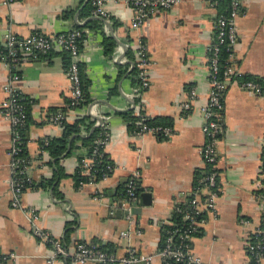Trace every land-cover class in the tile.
Masks as SVG:
<instances>
[{
  "label": "crops",
  "instance_id": "1",
  "mask_svg": "<svg viewBox=\"0 0 264 264\" xmlns=\"http://www.w3.org/2000/svg\"><path fill=\"white\" fill-rule=\"evenodd\" d=\"M239 1L237 66L242 75L264 81V0ZM4 2L0 0L1 32L10 30L24 38L35 32L83 30L81 74L89 95L84 105L71 108L65 52L56 48L39 59L23 61L18 88L28 101L25 150L31 183L21 197L25 209L14 208L9 185L12 127L1 113L10 69L0 62V253L16 255L4 264H49L53 246L34 236L28 208L39 213L37 225L66 247L67 255L55 264H82L72 261L79 242L97 244L117 258L134 248L152 255L151 264H163L158 255L163 227L174 223L176 208L190 200L196 179L206 174L203 108L211 91L209 57L216 10L209 0H182L137 30L130 25L134 11L124 2L109 3L108 18L95 16L90 0ZM104 37L115 43L112 54L105 52ZM138 39L147 42L151 64L150 86L137 94L138 75L132 70L137 68ZM228 83L220 112V197L209 209L205 191L199 196L203 217L193 249L201 264H251L248 244L263 220L264 97L242 90L236 81ZM187 102L190 108L183 107ZM138 107L146 119L161 118L171 135L136 132ZM129 110L136 117L133 126L122 115ZM60 112L65 115L63 123L91 116L95 127L97 121L107 127L105 154L115 165L108 180L82 173L88 148L81 141L71 151L70 143L60 158L44 149L45 140L64 134L63 123L51 120ZM134 170L141 172V194L149 197L140 196V210L129 218L124 189ZM125 231L129 237L121 236Z\"/></svg>",
  "mask_w": 264,
  "mask_h": 264
},
{
  "label": "built area",
  "instance_id": "2",
  "mask_svg": "<svg viewBox=\"0 0 264 264\" xmlns=\"http://www.w3.org/2000/svg\"><path fill=\"white\" fill-rule=\"evenodd\" d=\"M16 0H5L6 5H11ZM222 0H209L210 5L217 10ZM92 12L95 16L108 18L109 3L124 2L132 7L134 15L131 21L132 29H142L150 18L161 10H169L181 4L182 0H90ZM228 14H218L216 19V36L211 48L209 65L211 69V91L207 105L203 108L205 113V123L203 132L207 138L202 155L206 167V174L196 179V185L193 188V194L190 200L181 207H177V212L184 213L186 226L168 230L164 238L158 255L163 264L183 263V264H201L202 260L197 256L193 249V240L200 231V218L203 213V201L200 193L205 191V203L209 209H214L218 198L220 197L221 187L219 185V167H218V144L221 134L220 112L223 109V99L228 88V82L236 81L239 88L252 94L264 97V82L259 80H243L237 61L235 58L234 47L237 43L236 19L240 13V1L231 0ZM85 34L82 29L61 32L55 35H46L35 32L27 37L21 38L10 30H0V62H3L10 69L7 82L4 84L5 98L1 102V113L12 127V143L10 148L11 171L12 175L9 185L12 190V206L14 208L25 209L21 203V197L24 191L31 183L29 175V159L23 155L25 149V130L28 124L29 116L27 112V103L19 91L18 84L21 80L20 69L23 61L27 58L39 59L48 55L54 49L66 52L70 56V64L67 68V76L71 83L72 99L71 108L81 107L86 99L83 89V80L81 75V44L84 41ZM223 46L227 47L229 56L224 64L221 63V53ZM137 68L139 87L137 94L150 86L149 67V47L144 39H138L137 46ZM194 92L192 97L194 96ZM183 107L190 108V103H183ZM137 115L140 119L137 121L139 134L152 133L171 135V128L160 125H149L146 118L137 108ZM91 112V111H90ZM65 115L60 112L53 114L51 120L54 123L62 124ZM96 127L101 128L98 137L95 138L91 154H85L82 158V173L91 179L95 177L98 166L101 162L99 157L105 155V149L110 140V134L104 123L96 122ZM48 144V140H45ZM115 165L111 162L101 170L100 181H106L110 178ZM140 170L132 171L127 177L124 189L125 209L128 217H133V209L140 203L141 187L139 183ZM94 180V179H93ZM83 184V182H82ZM264 189V186H263ZM104 195L100 192V197ZM263 220L253 231V238L248 244L251 264H263L264 261V197H263ZM33 223V234L41 243H49L53 246V251L49 257V264H55L61 255H67L64 243L51 236V233L41 226H38L39 213L34 209H27ZM123 237H129L130 232L121 233ZM16 257L15 254L0 253V264H4L9 258ZM152 255H146L130 248L126 255L117 258L108 253L97 244L86 242L77 243L76 250L72 256L74 263L85 264L95 262L97 264H151Z\"/></svg>",
  "mask_w": 264,
  "mask_h": 264
},
{
  "label": "trees",
  "instance_id": "3",
  "mask_svg": "<svg viewBox=\"0 0 264 264\" xmlns=\"http://www.w3.org/2000/svg\"><path fill=\"white\" fill-rule=\"evenodd\" d=\"M230 1L231 0H222L220 2L219 6L217 7V10H216L217 15L218 14L220 15L222 13L228 14V12H229L228 10L230 7ZM103 44H104L105 52L107 54H112L114 49H115L114 41L110 37H104ZM52 52L53 51H51L50 53H52ZM228 56H229V52L227 50V47L223 46V50L221 53V60H222L221 63L222 64H224L226 62V59L228 58ZM65 60H66V65H68V63H70V58H69L68 53H66ZM120 68L122 69V67H120ZM81 70H82V66H81ZM132 73H134L135 75H138V68L133 69ZM83 78H84V76H83ZM240 79L248 80V79H254V78L243 75L242 78H240ZM254 80H258V79H254ZM259 81L264 82L263 80H259ZM83 89H84L85 99L88 101L89 95H88L87 86L85 85L84 79H83ZM25 101L27 103V112H28V101H27V99H25ZM85 103H86V101H85ZM122 115L129 122L130 126L134 125V123L136 121V117H134L132 110L122 112ZM28 116H29V114H28ZM145 121L149 125H160V126H164V127L166 126V123L164 121H162L161 118H157L154 120L146 119ZM28 124H29V120H28ZM28 124H27V126H28ZM63 127H64L63 136L59 139H56V140H52V141L48 140V144L44 143V146H43L44 149L49 150L50 154L53 157L60 158L64 152L68 151L70 143H71V149H70V151H71L76 146V142L81 141L82 145L86 146L88 148L86 154H91L93 142H94L95 138L98 137L100 132H101V128L95 127V119L94 118H92L91 116H81L74 123L64 122ZM26 129H27V127H26ZM83 132H86L87 135H83ZM24 136H25V142L27 143L26 135L24 134ZM26 143H25V149H26ZM25 149H24L22 154L26 156V150ZM99 160H101V162L98 166V171L95 172V177L98 179H100V177L102 175L101 170L106 166L107 163L110 162V160H108L106 154L103 157H99ZM200 176H203V175L201 174ZM78 178L85 179L84 177H78ZM202 217H203V213H201V215H200V218H202ZM173 219H174L173 224L165 225L163 227L162 245L164 243V238L167 235L168 230H173V229H177V228H181V227L186 226V221L184 220V213L183 212H176ZM101 248L106 250L104 247H101ZM108 253H110V252H108ZM173 264H183V263H173Z\"/></svg>",
  "mask_w": 264,
  "mask_h": 264
},
{
  "label": "water",
  "instance_id": "4",
  "mask_svg": "<svg viewBox=\"0 0 264 264\" xmlns=\"http://www.w3.org/2000/svg\"><path fill=\"white\" fill-rule=\"evenodd\" d=\"M141 195H143V196H145V195H147L148 197H149V193H143V194H141ZM140 209L138 208V207H135L134 209H133V213H135V212H137V211H139ZM121 212V211H120Z\"/></svg>",
  "mask_w": 264,
  "mask_h": 264
}]
</instances>
